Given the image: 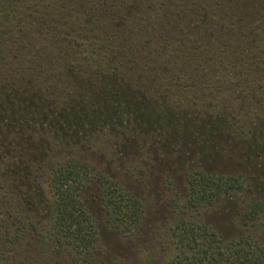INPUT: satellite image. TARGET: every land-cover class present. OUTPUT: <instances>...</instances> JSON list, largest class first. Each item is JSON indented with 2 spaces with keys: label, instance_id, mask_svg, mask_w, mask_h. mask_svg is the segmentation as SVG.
Masks as SVG:
<instances>
[{
  "label": "trees",
  "instance_id": "trees-1",
  "mask_svg": "<svg viewBox=\"0 0 264 264\" xmlns=\"http://www.w3.org/2000/svg\"><path fill=\"white\" fill-rule=\"evenodd\" d=\"M101 126L125 150L146 134L163 148L190 140L199 154L209 145L213 156L231 150L257 165L264 0H0V264H109L80 197L90 180L111 229H139L142 198L73 152ZM98 142L88 144L93 152ZM252 168L183 175L168 204L164 264H264V193L235 209V236L194 217L262 187L264 169Z\"/></svg>",
  "mask_w": 264,
  "mask_h": 264
},
{
  "label": "rangeland",
  "instance_id": "rangeland-1",
  "mask_svg": "<svg viewBox=\"0 0 264 264\" xmlns=\"http://www.w3.org/2000/svg\"><path fill=\"white\" fill-rule=\"evenodd\" d=\"M153 65L160 66L158 63ZM106 130V127L101 126L94 133L95 136L91 131L86 133L89 145L99 141L100 149L97 152H93L92 147L90 148L88 144L86 150L78 153L80 150L74 148L73 152H77L78 156H83V159L95 170L110 174L129 192L141 197L145 205V215L139 229L132 234L121 235L115 233L107 222L105 210L99 199L97 182L95 180L87 181L80 190L81 200L96 222L98 229L97 256L109 264H148V259L153 256L158 259L157 264H164L171 252L168 230L173 224V214L171 210H168V204L172 199L180 197L183 175L193 166L198 168L206 166L210 171L224 174H250L253 165L254 167L258 165V169H264V155L262 159L256 161L257 165L252 162L251 166L239 155H234L231 150L213 156V146L208 145L207 148L211 149L206 148L204 153L200 152L199 154L202 147L200 143L196 142V144L194 141L183 139L176 141L174 145L170 144L169 147L163 148L160 146L161 141L160 144L159 142L153 143L154 141L147 138L146 134L141 135L142 137L138 134L136 136L138 137L137 148L134 147L136 149H128V151L122 149L123 144L120 139L108 140L109 135ZM127 134L130 135L129 132ZM146 138L149 140L144 141ZM67 140L69 141V139ZM62 144L67 145L65 142ZM222 145L229 148L224 143ZM67 146L73 145L68 144ZM122 151L124 155L118 153ZM61 154L65 155L64 152ZM62 155H57L53 159L54 162L63 160L64 156ZM256 179H261L262 187L255 189L256 191L253 190L248 195L242 192L232 196V200L227 204L217 203L215 206L205 208L194 215L195 220L219 232H228V236H235L237 231L232 230L231 226L235 209L242 206L243 200L250 199L251 195L264 193V172L262 175L259 174ZM171 180H173V184ZM46 185V181L41 179V186L45 189L48 198L51 195Z\"/></svg>",
  "mask_w": 264,
  "mask_h": 264
}]
</instances>
